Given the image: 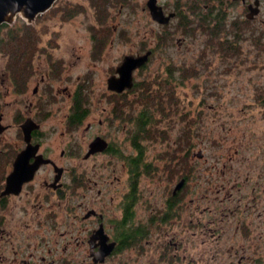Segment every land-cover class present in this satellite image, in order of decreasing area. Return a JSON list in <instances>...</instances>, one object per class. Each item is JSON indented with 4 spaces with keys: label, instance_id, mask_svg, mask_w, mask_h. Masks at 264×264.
Here are the masks:
<instances>
[{
    "label": "flooded vegetation",
    "instance_id": "flooded-vegetation-1",
    "mask_svg": "<svg viewBox=\"0 0 264 264\" xmlns=\"http://www.w3.org/2000/svg\"><path fill=\"white\" fill-rule=\"evenodd\" d=\"M148 1L144 9L156 24L169 27L182 17L187 35L202 37L204 48L219 50L227 61L238 44L254 52L264 47V0H177L173 10L156 0L165 16L173 14L168 23L153 19ZM183 2L191 3L189 10ZM123 60L101 92L107 106L83 84L65 87L64 96L52 92L51 80L61 81L66 67L49 57L34 97L22 94L16 145L0 148V264H264L263 137L229 144L221 164L203 149L188 147L182 155L181 139L172 133L179 109L170 107L173 99L136 90L135 71L148 61L133 71L132 87L110 88ZM168 71L167 80L179 79ZM52 99L66 107L49 106ZM94 111L97 121L89 119ZM54 115L60 123L45 122ZM28 119L38 125L30 142L22 128ZM3 126L2 133L13 125ZM58 131L65 142L59 154L47 144ZM187 139L196 144L193 135ZM29 144L25 165H38L19 189L5 193ZM202 160L208 179L199 188L193 180Z\"/></svg>",
    "mask_w": 264,
    "mask_h": 264
},
{
    "label": "rangeland",
    "instance_id": "rangeland-1",
    "mask_svg": "<svg viewBox=\"0 0 264 264\" xmlns=\"http://www.w3.org/2000/svg\"><path fill=\"white\" fill-rule=\"evenodd\" d=\"M100 1L57 0L45 16H37L35 25L41 34L40 47L44 50L35 59L37 75L30 77L28 90L19 93L13 89L5 70L7 58L0 54V113L4 115L3 124L13 125L8 132L0 133V148L7 150V143L16 145L19 99L24 93L25 97H34L37 81L48 71V57L51 62L59 60L66 67L61 81L51 80L52 92L64 96L65 87L73 91L75 86L78 88L83 84L82 89L90 93V98L101 97L102 107L107 106L108 98L101 92L108 90L107 78L123 57L148 49L153 51L150 60L135 71L136 90L161 91L160 98L166 103L173 99L170 107L175 104L174 107L179 109L175 118L177 126L172 133L181 139L182 155H187L188 147L195 151L203 149L212 163L219 161L221 164L222 152L229 144L249 136L255 142L259 136L264 140V47L254 52L247 49L248 45L244 48L241 45L240 49L238 44L237 50H230L227 61L219 50L209 46L204 48L202 37L187 35L179 27L182 17L169 27L156 24L149 11L144 9L147 0H113L106 2L105 7ZM161 1L170 10L177 3V0ZM188 4H185L186 10H189ZM17 21L25 20L18 16ZM226 36L221 34V37ZM228 39L232 40L231 35ZM168 68L173 69L179 79L167 80ZM56 100L49 106L66 107ZM212 106L216 108L211 109ZM98 114L92 113L89 119L97 121ZM45 122L56 124L61 121L54 115ZM190 123L194 124L193 132L188 130ZM207 127L215 129L206 130ZM59 132L47 142L53 145V153L57 154L65 143L59 138ZM190 135L194 136L195 145L188 141ZM202 164L203 160L199 161L193 180L199 188L206 187L208 179L209 166Z\"/></svg>",
    "mask_w": 264,
    "mask_h": 264
},
{
    "label": "water",
    "instance_id": "water-1",
    "mask_svg": "<svg viewBox=\"0 0 264 264\" xmlns=\"http://www.w3.org/2000/svg\"><path fill=\"white\" fill-rule=\"evenodd\" d=\"M56 1L57 0H0V26L3 24L13 25L18 16L23 18L28 24H34L37 16L49 11ZM147 4L153 19L160 23H168L173 16V14L165 16L162 8L157 6L156 0H149ZM150 55V51L145 54L126 55L123 63L117 68L120 78L117 79L113 77L109 79L110 88L121 91L127 87H132L133 71L143 66L148 61ZM37 126L38 125L32 119L26 120L22 125L28 142H30V132L37 128ZM5 128L6 127L1 124L0 120V133H2ZM30 146L29 144V146L17 156L14 162V169L8 176L7 190L5 193L13 191L15 187L19 189L22 183L29 180L34 173L38 163L30 167H26L25 165L28 164L27 154L30 155Z\"/></svg>",
    "mask_w": 264,
    "mask_h": 264
},
{
    "label": "trees",
    "instance_id": "trees-1",
    "mask_svg": "<svg viewBox=\"0 0 264 264\" xmlns=\"http://www.w3.org/2000/svg\"><path fill=\"white\" fill-rule=\"evenodd\" d=\"M111 1L113 2V0H101L100 3L105 7V3ZM104 14L106 13H101V15ZM35 23L17 21L13 25L0 26V54L7 58L5 70L12 81L13 89L19 93L27 89V83L34 73L35 59L44 50L40 47L41 34ZM4 30L6 33L3 34ZM97 44L98 41L95 38V45Z\"/></svg>",
    "mask_w": 264,
    "mask_h": 264
}]
</instances>
